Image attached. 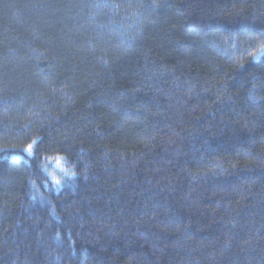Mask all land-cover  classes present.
Masks as SVG:
<instances>
[{
  "label": "trees",
  "instance_id": "obj_1",
  "mask_svg": "<svg viewBox=\"0 0 264 264\" xmlns=\"http://www.w3.org/2000/svg\"><path fill=\"white\" fill-rule=\"evenodd\" d=\"M0 264H264V0H0Z\"/></svg>",
  "mask_w": 264,
  "mask_h": 264
},
{
  "label": "snow or ice",
  "instance_id": "obj_2",
  "mask_svg": "<svg viewBox=\"0 0 264 264\" xmlns=\"http://www.w3.org/2000/svg\"><path fill=\"white\" fill-rule=\"evenodd\" d=\"M31 147H32V146H31V145H29V149H28L29 151L31 150Z\"/></svg>",
  "mask_w": 264,
  "mask_h": 264
}]
</instances>
